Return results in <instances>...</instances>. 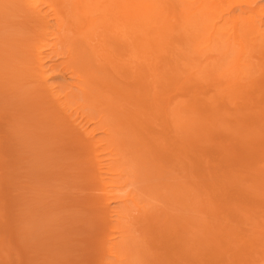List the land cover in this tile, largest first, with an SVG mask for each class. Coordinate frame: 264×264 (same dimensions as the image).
<instances>
[{
  "label": "rangeland",
  "instance_id": "rangeland-1",
  "mask_svg": "<svg viewBox=\"0 0 264 264\" xmlns=\"http://www.w3.org/2000/svg\"><path fill=\"white\" fill-rule=\"evenodd\" d=\"M25 4L0 0V264H264V86L261 96L222 90V77L179 57L182 75L193 74L175 101L191 109L187 124L169 128L164 149L125 125L120 155L101 152L99 166L95 149L108 137L93 132L98 113L83 99L58 103L79 75L63 59L46 60V82L36 73L44 22ZM233 59L223 56L222 73ZM258 62L249 64L254 81ZM92 133L104 141L93 146ZM109 181L124 188L120 200L105 202Z\"/></svg>",
  "mask_w": 264,
  "mask_h": 264
},
{
  "label": "bare ground",
  "instance_id": "bare-ground-1",
  "mask_svg": "<svg viewBox=\"0 0 264 264\" xmlns=\"http://www.w3.org/2000/svg\"><path fill=\"white\" fill-rule=\"evenodd\" d=\"M24 1L35 18L44 22L42 39L33 46L36 73L46 82V60H52L51 56L63 59L65 68L79 75L73 77L77 81L73 85L56 92L60 94L58 103L67 108L83 99L87 104L85 109L98 113L90 118L96 125L93 132L100 130L108 137L105 148L95 149L99 166L101 152H108L112 158L120 155V148L117 152L115 145L119 143L118 129L125 125L136 127L134 130H138L140 137L153 136L154 142L164 149L163 145H168L165 139L169 128L187 124L184 114L191 113V109L185 100L175 101L178 96L186 97L182 90L193 74L187 75L189 69H186V75H182L179 57L184 61L190 58L185 67L199 66L198 71L203 75L222 77L217 81L222 84H219L222 90L236 92L254 87L255 95L262 94L264 6L259 0ZM177 44L180 48L174 46ZM76 45L79 46L74 48ZM221 51L223 54L217 57L211 55ZM223 56L227 59L234 56V65L222 73ZM212 57L216 58L215 62L209 61ZM254 59L259 60L257 72L263 71L255 81L254 76H249L253 73L249 64ZM82 65L87 67L86 74L79 69ZM229 71L237 75L230 76L226 73ZM246 71L251 73L245 74ZM243 74L251 78L250 84L232 83ZM108 112L116 116L113 118ZM151 121L155 132L150 128ZM184 144V140L179 143L183 153L187 147ZM118 183L109 181L102 186L105 202L121 199L119 193L124 188H119ZM126 190L128 197L133 194L128 187ZM112 213L117 220L123 218L120 211ZM111 237L114 239L115 234ZM109 244L110 252H114L115 243Z\"/></svg>",
  "mask_w": 264,
  "mask_h": 264
}]
</instances>
